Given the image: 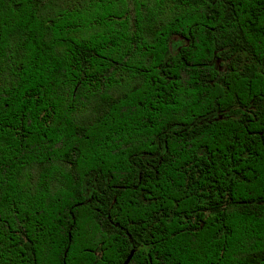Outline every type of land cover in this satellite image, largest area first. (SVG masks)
<instances>
[{
	"label": "trees",
	"instance_id": "16d2710c",
	"mask_svg": "<svg viewBox=\"0 0 264 264\" xmlns=\"http://www.w3.org/2000/svg\"><path fill=\"white\" fill-rule=\"evenodd\" d=\"M0 0V264H264V0Z\"/></svg>",
	"mask_w": 264,
	"mask_h": 264
},
{
	"label": "rangeland",
	"instance_id": "374dc122",
	"mask_svg": "<svg viewBox=\"0 0 264 264\" xmlns=\"http://www.w3.org/2000/svg\"><path fill=\"white\" fill-rule=\"evenodd\" d=\"M127 4L129 5V14H131L130 16H134L133 12V8H134V2L133 0H126Z\"/></svg>",
	"mask_w": 264,
	"mask_h": 264
},
{
	"label": "water",
	"instance_id": "95a60500",
	"mask_svg": "<svg viewBox=\"0 0 264 264\" xmlns=\"http://www.w3.org/2000/svg\"><path fill=\"white\" fill-rule=\"evenodd\" d=\"M128 262V261H127ZM127 262L125 264H127Z\"/></svg>",
	"mask_w": 264,
	"mask_h": 264
}]
</instances>
